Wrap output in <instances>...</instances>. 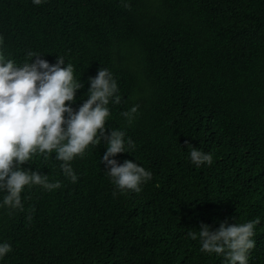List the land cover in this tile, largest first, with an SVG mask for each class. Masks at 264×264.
I'll return each instance as SVG.
<instances>
[{
  "label": "trees",
  "instance_id": "obj_1",
  "mask_svg": "<svg viewBox=\"0 0 264 264\" xmlns=\"http://www.w3.org/2000/svg\"><path fill=\"white\" fill-rule=\"evenodd\" d=\"M29 52L74 66V111L90 78L112 73L122 99L105 132L123 131L126 151L110 159L152 179L121 192L104 141L71 162L75 183L55 152L33 155L21 168L61 187L25 186L23 211L0 191V244L12 246L0 264H227L201 251L200 225L258 218L248 264H264V0H0V54L22 67ZM193 147L213 163L197 167Z\"/></svg>",
  "mask_w": 264,
  "mask_h": 264
},
{
  "label": "clouds",
  "instance_id": "obj_2",
  "mask_svg": "<svg viewBox=\"0 0 264 264\" xmlns=\"http://www.w3.org/2000/svg\"><path fill=\"white\" fill-rule=\"evenodd\" d=\"M33 3L40 5L42 0H33ZM124 7L131 6L125 3ZM28 56L35 59L17 67L13 60H6L0 54V191L6 193L3 206L23 211L21 193L25 186L39 185L49 191L61 187L60 181L52 183L38 171L21 168L33 155L40 153L47 159L55 152V159L62 162L60 167L64 175L75 183L78 177L71 162L77 156L83 157L89 145L98 146L101 141L107 145L102 162L116 188L121 192L139 193L141 184L152 179V173L131 160L118 164L110 159L126 151L123 131L113 128L110 134L105 132L110 99L114 97L112 102L116 104L122 99L114 95L118 86L112 73L105 68L98 70V74L90 78L89 98L74 111L66 102L74 101L76 91L83 87L74 78V66L62 67L65 60L60 56L52 65L39 54L29 52ZM138 108L134 105L122 113L129 123L134 120ZM127 143L129 149L134 148L133 141L129 139ZM190 159L197 167L213 163L211 154L195 147L190 151ZM28 219L31 221L32 217ZM259 223V218L227 226L221 223L216 230L202 223L199 228L201 251L223 255L227 264H248V255L255 248L254 229ZM188 236L197 239L195 232H189ZM10 251L11 244H0V258Z\"/></svg>",
  "mask_w": 264,
  "mask_h": 264
}]
</instances>
